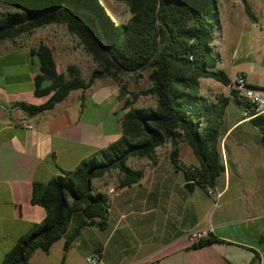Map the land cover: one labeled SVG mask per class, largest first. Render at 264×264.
Instances as JSON below:
<instances>
[{"label": "crops", "instance_id": "crops-1", "mask_svg": "<svg viewBox=\"0 0 264 264\" xmlns=\"http://www.w3.org/2000/svg\"><path fill=\"white\" fill-rule=\"evenodd\" d=\"M30 50L17 48L0 55L24 51L29 71L18 82L30 83L29 89L20 87L10 94L0 88V264L17 241L47 217L43 207L32 204L34 184L73 171L117 142L123 133L124 99L130 96L119 80L97 79L90 89L71 92L52 111L28 117L15 107L17 103L41 105L48 100L34 94L39 62L35 64ZM252 67L233 79L228 76L234 81L244 75L251 86L264 90V58ZM217 68L227 74L232 70L222 63ZM204 87L211 101L230 96L218 85ZM245 111L234 101L226 109L221 141L226 172L215 187L222 194L220 211H211L210 201L201 200L197 186H190L174 169L168 143L156 150L154 161H128L129 167L143 172L139 184L120 188L118 170L92 182L94 191L110 201L105 229L86 226L69 251H64L63 238L49 253L37 251L30 264H87L95 255L102 264H250L258 255L259 264H264V146L260 129L251 123L255 117L245 118ZM25 121L36 128H24ZM237 131L230 160L223 146ZM180 160L183 166L199 165L187 144L181 145ZM83 221L76 214L70 233ZM208 228L220 242L190 250L194 244L190 234Z\"/></svg>", "mask_w": 264, "mask_h": 264}, {"label": "trees", "instance_id": "trees-1", "mask_svg": "<svg viewBox=\"0 0 264 264\" xmlns=\"http://www.w3.org/2000/svg\"><path fill=\"white\" fill-rule=\"evenodd\" d=\"M128 6L132 15L126 24L116 25L99 0H0L13 13L0 15V44L16 41L50 25L64 26L75 37L96 65L90 77L83 78L77 66L61 73L54 51L45 44L30 50L39 62L34 79V94L48 97L41 105L19 102L16 108L28 117L52 111L71 92L90 89L97 79L119 80L121 75L141 77L148 73L150 86L141 92H126L122 137L106 149L84 160L76 169L35 183L32 204L47 211L40 224L21 237L5 256L2 264H30L37 252L49 253L65 238L64 251L72 247L82 230L97 224L107 226L110 201L96 193L92 182L113 170L120 172L119 187L139 184L143 172L128 166L131 158L155 160L156 150L171 145V162L184 174L190 186L207 191L216 187L226 172L221 141L226 109L231 101L248 110L233 90L215 101L201 94L203 79H213L225 87L233 82L218 69L215 54L216 27L220 26L217 0H114ZM249 19L256 17L244 0ZM143 97L156 99L155 107L136 108ZM251 123L261 132L264 146V115ZM187 144L198 166H183L180 148ZM193 168V169H192ZM81 214L84 221L70 233L72 220ZM220 240L212 235L193 244L190 250L209 246ZM255 256L250 264H259Z\"/></svg>", "mask_w": 264, "mask_h": 264}, {"label": "rangeland", "instance_id": "rangeland-1", "mask_svg": "<svg viewBox=\"0 0 264 264\" xmlns=\"http://www.w3.org/2000/svg\"><path fill=\"white\" fill-rule=\"evenodd\" d=\"M217 1L221 24L216 27V39L213 48L215 54L220 56L218 63H222L226 69H232L228 75L233 79L238 72L245 70L246 67L253 68L252 66L260 64L264 58V0H246L256 17L255 21H252L247 16L243 3L244 0ZM99 2L116 25L126 24L132 17L128 6L123 3L114 0H99ZM13 12V10L0 4V15ZM42 43L53 49L61 73L66 74L67 68L74 65L80 69L81 74H83L82 76L88 79L96 68L95 63L84 52L78 40L70 35L64 26L59 25H50L30 35L22 36L14 42L7 41L0 44V55L17 48H36ZM25 59L26 54L24 51L0 56V88L5 87L9 94L20 87L24 90L30 88L29 82L23 81L21 84L18 82L20 77L25 76L29 71V65H26ZM36 62H38L37 58H35V64ZM252 77H249V81L253 80ZM119 81L129 92H141L150 86L148 73L142 74L141 77L133 74H124L120 76ZM201 82L203 84L200 91L206 97L211 95L205 92L208 90V87H204L206 83L218 85L227 94H230L225 86L220 83L218 84L213 79H203ZM215 91H217L215 93L220 92V90ZM41 100L45 101L47 99L44 97ZM155 105V98L143 97L139 99L135 107H155ZM239 133L240 131H237L228 139L226 147L223 146V149L226 151V153L224 152L225 157H230V160L232 151L235 148V139ZM129 165L131 166V163ZM230 167L232 168V165ZM196 189L203 202L207 201L205 198L210 201L212 205L211 211L221 210L222 200L215 207L207 191L199 186Z\"/></svg>", "mask_w": 264, "mask_h": 264}, {"label": "built area", "instance_id": "built-area-1", "mask_svg": "<svg viewBox=\"0 0 264 264\" xmlns=\"http://www.w3.org/2000/svg\"><path fill=\"white\" fill-rule=\"evenodd\" d=\"M233 90L240 100L245 101L249 108L243 114L245 118H254L264 115V90L250 85L244 75H239L228 87ZM24 128L34 130L36 125L30 121L22 122ZM193 169V168H192ZM208 196L213 200L214 206L217 207L220 203L221 192L216 188L208 187ZM110 210V209H109ZM212 233V228L195 230L190 234V239L196 243L202 239L209 237ZM87 264H102L101 258L91 256L87 258Z\"/></svg>", "mask_w": 264, "mask_h": 264}]
</instances>
